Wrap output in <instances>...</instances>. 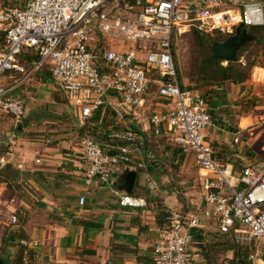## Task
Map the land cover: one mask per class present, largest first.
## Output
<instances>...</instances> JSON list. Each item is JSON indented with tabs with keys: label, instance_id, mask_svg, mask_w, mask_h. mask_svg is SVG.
I'll return each instance as SVG.
<instances>
[{
	"label": "built area",
	"instance_id": "built-area-1",
	"mask_svg": "<svg viewBox=\"0 0 264 264\" xmlns=\"http://www.w3.org/2000/svg\"><path fill=\"white\" fill-rule=\"evenodd\" d=\"M19 7L0 9L4 50L0 52V77L7 73L27 77L48 69L54 86L64 94L79 126H85L107 102L122 120L125 110L139 106L150 85L165 109L151 113L148 123L155 136L165 134L181 151L190 152L198 171L202 209L197 217L167 212L156 228L157 237L146 264H196L192 236L214 227L237 246L251 248L264 243V169L247 165L235 171L230 155L213 157L202 131L213 127L205 100L181 85L171 41L174 31L194 28L206 35L233 36L237 28H264V0H19ZM181 28V29H180ZM124 42L128 46L124 47ZM29 50L38 60L28 70L18 54ZM143 57V59H142ZM12 87L0 86V111L17 123L23 115L21 100L11 97ZM125 109V110H124ZM108 149L84 136L79 140L82 181L105 183L121 165L131 160L135 133L123 126L106 135ZM237 138H233V143ZM16 136L0 140V171L8 164L9 149ZM38 161L35 160V163ZM141 168V165H137ZM148 191L155 183L143 171ZM116 204L124 209L145 207L143 197L115 192ZM83 197L77 204H83ZM21 209L8 217L18 224ZM35 241L20 240L22 254L36 247ZM256 255H248L249 260Z\"/></svg>",
	"mask_w": 264,
	"mask_h": 264
},
{
	"label": "crops",
	"instance_id": "crops-1",
	"mask_svg": "<svg viewBox=\"0 0 264 264\" xmlns=\"http://www.w3.org/2000/svg\"><path fill=\"white\" fill-rule=\"evenodd\" d=\"M2 31L3 26L0 25V52L4 50ZM22 66L25 68L23 63ZM48 72V69H43L27 77L16 73L5 76L19 75L20 78L10 85L12 89L32 82L39 92L41 86L47 89L54 86ZM245 84H229L214 87L208 92H197L205 100L214 124L202 131L203 139L211 146L216 160L230 155L235 170L250 162L245 147L238 141L233 143V138H238L243 130L242 122L248 120L237 115L239 106L235 105L243 98ZM59 92L65 104L57 98L44 97L50 108L55 110L54 114L60 110H67L69 114V121L60 122L56 117L59 121L56 127L39 120V117L30 116L37 111L31 105L23 106V115L17 123L9 116L5 122L0 119V140L10 133L16 136L15 146L6 155L8 164L0 171V261L3 264L148 263L157 237L156 228L162 223L163 216L171 211L197 217L200 207L202 209L200 190L199 197L190 200L194 205H182L175 196L177 191L170 187V182L180 179L186 162L193 163L192 154L179 150L164 133L153 135L148 117L165 109L164 102L155 94V88L147 91L139 106L124 109L122 120H117L111 111L120 104L119 99L108 95L105 105L92 115L85 127L78 125L64 94ZM22 93L25 98L28 95L30 98V92ZM146 111L147 117L143 118ZM123 126L130 128L136 137L130 162L121 165L107 182L92 181L85 185L82 181L80 138L91 137L108 149L112 144L107 143L106 134L122 131ZM99 131L104 136L98 137ZM41 132L45 135H38ZM0 150L5 154L7 149L0 145ZM138 164L141 168L137 167ZM127 171L135 172L129 195L143 197L146 201L143 208L124 209L116 204L114 193L122 192L121 183ZM143 171L155 183L153 191L144 187L141 180ZM196 179L198 182V171ZM188 194L183 193V196ZM79 197L84 199L80 206L77 204ZM16 209H21L23 215L18 218L17 225L10 226L8 217ZM210 227L206 228L207 239L217 236L214 227ZM22 239L37 243L27 255L22 254L19 245ZM193 254L196 264H209L200 250ZM255 255V259L246 261L264 264V251Z\"/></svg>",
	"mask_w": 264,
	"mask_h": 264
},
{
	"label": "rangeland",
	"instance_id": "rangeland-1",
	"mask_svg": "<svg viewBox=\"0 0 264 264\" xmlns=\"http://www.w3.org/2000/svg\"><path fill=\"white\" fill-rule=\"evenodd\" d=\"M18 4L19 0H0V9L16 7ZM190 29L174 31L171 41L177 75L180 82L185 86H189L190 80L195 74L194 62L201 57V48L199 47V42ZM215 36H219L223 38V40L229 37L220 34H214L212 37ZM210 42L211 40H209V43ZM205 43L208 44V40L207 42L201 41L203 46ZM120 44H123L124 47L128 46V44L124 42H121ZM241 55L242 56L240 57L239 61L246 65L252 62L253 67L250 69L249 78L246 81V84L244 83L245 85L243 86V98L239 99L235 104L236 106H239L236 112L237 115L248 118L247 121H243L241 124L243 130L238 135L237 141L245 147L246 157L250 161L247 165L259 168L260 170L264 169V42H249V44H246V47L244 48V51ZM225 64L226 63L223 62L221 65ZM19 78V75H11L10 77L3 75L0 77V86L8 87L12 83L16 82ZM52 87L53 88L50 87L47 89L41 86L39 87V92H37L35 84L32 82H26V84L20 85L17 89L14 87L15 91L12 89L13 91L10 92L9 95L21 100L23 106L31 105L36 107L37 111L35 113L33 112V114L30 116L33 115L34 117H39V120H44L50 125L54 124L53 127H56L59 123L56 117L60 118V122L69 121V114L67 115V110H60L57 112V114H54L55 110L50 108L51 105L48 104V102H45L44 97H51L57 98L61 104H65L59 90L55 88V86ZM149 89L153 91L154 88L152 85H150ZM22 91L30 92V98L29 95L27 96L28 98H25ZM247 98L249 99L247 100ZM49 108L52 109V111H50ZM147 114L148 113L146 111L143 115V118H146ZM0 119L5 122V120H9V117L5 113L0 112ZM38 135L44 136L45 133L41 132ZM1 152L2 151L0 150V154ZM183 170L185 172L183 171V173L180 174V179L175 178L173 182H170V187L172 189L174 188L173 191H177L175 196H177L178 201H180L182 205H194L193 203H190V200H194L199 197L200 190L196 179L197 169L194 167L193 163L187 161ZM237 170H239V168H236L235 171ZM170 173L172 174V172ZM176 181H179L180 184H177ZM186 192L189 193L188 196H183V193ZM200 210L201 207L199 212ZM204 243L210 255L213 257L212 261H208L209 264H231L233 252L225 251L227 245L235 247L230 239L219 238L216 240H211L210 238H206ZM190 246L193 253L198 252V247L195 242H192ZM239 250L240 253L246 257V260H249L247 258L248 255H254L257 252L264 251V243L256 241L251 248L240 247Z\"/></svg>",
	"mask_w": 264,
	"mask_h": 264
},
{
	"label": "trees",
	"instance_id": "trees-1",
	"mask_svg": "<svg viewBox=\"0 0 264 264\" xmlns=\"http://www.w3.org/2000/svg\"><path fill=\"white\" fill-rule=\"evenodd\" d=\"M20 6V2L16 7ZM4 9V8H3ZM192 33L194 34L195 38L199 42V47L201 48V54L200 58H198L194 62V76L190 80L189 86L183 85L181 82V85L185 86L187 89L195 92H208L210 89L214 87H223L225 85L233 84V85H243L248 78H249V71L253 67L252 62L246 64H243L239 61L241 54L244 51V48L246 47V44H249V42L254 41L255 43L264 42V28L263 27H247L243 28L242 31L244 32V43L240 46L236 53V59L234 61H222L218 59H214L212 57L210 47L211 45L215 43H219L223 40L221 37H212L213 35H206L203 33H200L194 28L190 29ZM208 44L205 43L203 46L201 44V41H205ZM209 40L211 42L209 43ZM18 60L20 63L26 67L30 68L34 63L37 62L38 57L35 52L25 50L18 54ZM223 62H225V65H221ZM27 64V65H26ZM180 81V80H179ZM192 83V85H191ZM85 127V126H80ZM88 131V130H87ZM100 136L101 131H99ZM107 135V134H106ZM106 137V136H105ZM173 144V143H172ZM174 145V144H173ZM180 150V149H179ZM2 171V170H1ZM163 223V220H162ZM161 223V224H162ZM160 224V225H161ZM207 235L203 234L202 231H196L192 236V242H195L198 250L202 253L204 259L209 261V259H213V257L210 255L206 245ZM219 238H227L230 239V237L226 235H221L217 233V236L213 237L211 240H216ZM232 242V240L230 239ZM233 243V242H232ZM191 245V244H190ZM235 247H231L230 245H227L225 248V251H232L233 257L231 259V264H249L246 261V257H244L241 253L239 248L237 249L236 245L233 243ZM191 247V246H190ZM192 251V250H191ZM193 253V252H192ZM194 256V254H193Z\"/></svg>",
	"mask_w": 264,
	"mask_h": 264
},
{
	"label": "water",
	"instance_id": "water-1",
	"mask_svg": "<svg viewBox=\"0 0 264 264\" xmlns=\"http://www.w3.org/2000/svg\"><path fill=\"white\" fill-rule=\"evenodd\" d=\"M244 32L241 28H237L233 36H230L220 43L211 45L210 51L214 59L222 61H234L236 53L240 46L244 43ZM135 178L134 171H127L122 179V187L120 190L126 194H130ZM0 264H3L0 261Z\"/></svg>",
	"mask_w": 264,
	"mask_h": 264
}]
</instances>
